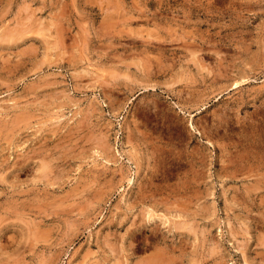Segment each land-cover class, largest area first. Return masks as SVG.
<instances>
[{"label":"rangeland","instance_id":"1","mask_svg":"<svg viewBox=\"0 0 264 264\" xmlns=\"http://www.w3.org/2000/svg\"><path fill=\"white\" fill-rule=\"evenodd\" d=\"M0 264H264V0H0Z\"/></svg>","mask_w":264,"mask_h":264},{"label":"bare ground","instance_id":"2","mask_svg":"<svg viewBox=\"0 0 264 264\" xmlns=\"http://www.w3.org/2000/svg\"><path fill=\"white\" fill-rule=\"evenodd\" d=\"M194 53V52H193ZM176 224V223H175ZM177 225V224H176ZM179 225V224H178Z\"/></svg>","mask_w":264,"mask_h":264}]
</instances>
